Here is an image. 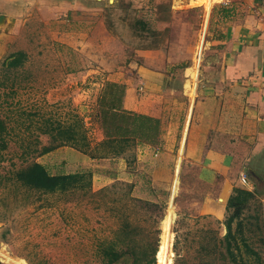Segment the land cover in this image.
Wrapping results in <instances>:
<instances>
[{"label":"rangeland","instance_id":"obj_1","mask_svg":"<svg viewBox=\"0 0 264 264\" xmlns=\"http://www.w3.org/2000/svg\"><path fill=\"white\" fill-rule=\"evenodd\" d=\"M69 1L61 12L42 7L20 23L12 50L0 59V264H107L110 247L122 253L117 264L134 258L139 264H264L263 152L242 175L255 196L225 238L234 209L227 208L228 199L222 219L200 212L207 196L217 201L220 195L202 159L214 139L231 135L214 119L208 134V119L196 131L197 106L207 94L198 85L218 77L207 67L224 57V45L215 41L248 17L264 22V0H216L210 10L199 0ZM146 64L163 74L152 80L165 94L166 119L175 123L171 174L163 175L171 183L163 186L152 184L151 163L159 152L147 145L140 151L148 144L141 131L98 145L104 127L121 137L128 122L140 128L155 123L148 115L126 121L119 111L105 124L101 119L122 86L126 92V81L137 91L145 86L140 71ZM186 66L196 76L189 73L184 82ZM188 134L194 149L190 142L185 149ZM86 143L96 159L75 163L72 151ZM34 162L53 174L86 177L52 192L30 187L17 172ZM168 233L171 255L164 263Z\"/></svg>","mask_w":264,"mask_h":264},{"label":"crops","instance_id":"obj_2","mask_svg":"<svg viewBox=\"0 0 264 264\" xmlns=\"http://www.w3.org/2000/svg\"><path fill=\"white\" fill-rule=\"evenodd\" d=\"M65 3L64 0H0V59L12 50L16 34L21 28L20 23L29 20L36 11L40 12L42 7L50 6L49 8L53 9L55 14L57 11L61 12ZM73 3L70 0L67 4L73 5ZM206 8L210 10L212 7L209 9L206 6ZM230 34L226 32V38L215 41V43L224 45L221 50L224 57L218 63L214 62L207 67V70L209 69L213 74L218 70V77L204 79V82L199 83V89L197 88L199 93L202 91L207 94L201 97L197 106L200 122L196 131L198 133L201 131L200 127L203 124L201 120L203 121L204 118L208 119L206 133L208 134L211 127L210 121L214 119L216 127L231 135L225 140L221 139L222 141L214 139L213 146L202 159L209 172L211 171L210 173L215 176V180L219 184L220 195L217 201L213 197L207 196L203 205L200 206V212L211 214L215 219L224 217L225 204L234 187L245 188L246 185L243 182L247 183L248 179L246 177V181H244L242 175L251 169L250 166L255 165L252 163L254 157L261 151L264 154V22L248 17L243 24H234ZM199 51L200 48L198 54ZM198 61L197 56V64ZM185 69L184 82L185 76L189 77L190 74L196 76V69L188 66ZM140 75L145 86L137 91L126 81L127 88L122 108L134 111L136 114L148 115L155 120H161V123L166 120L164 126L163 124L162 127L159 125L151 142L141 143L142 150H140L143 151L146 145L158 149L159 153L151 163L153 164L151 172L154 179L152 184L163 186V184L171 183L163 175L164 173L171 174V157L168 151L172 147V126L175 123L166 119L165 94L160 91V88L159 90L155 89L152 80H160V76L163 75L161 71L146 64L142 66ZM190 80L193 81V78ZM160 85L162 86V84ZM189 85L190 87L194 86L192 82ZM202 86H205L206 89H201ZM191 125L192 123L189 124V134ZM226 127L229 129L226 130ZM240 127L242 128L241 139L237 136L239 133L236 131ZM196 131L194 133H197ZM189 134L185 139V149L188 148L189 142L195 144L190 145L194 149L197 143L193 138L190 140ZM72 156L75 163L82 165L90 164L96 159L76 148L72 151ZM256 165L259 166V164ZM161 174L162 177H160Z\"/></svg>","mask_w":264,"mask_h":264},{"label":"trees","instance_id":"obj_3","mask_svg":"<svg viewBox=\"0 0 264 264\" xmlns=\"http://www.w3.org/2000/svg\"><path fill=\"white\" fill-rule=\"evenodd\" d=\"M225 10V9H223ZM226 14V13H225ZM125 94V88L122 86L121 92L119 93L120 98L117 97V102L116 101H110V103L107 105L106 109L102 110L101 113V119L104 122V124L107 122L108 118L110 117H116V113L117 111L121 112L120 117L122 116V118L127 119L126 121H130L131 117H129L128 115H133L135 120L136 119H140V118H147V115H141V114H136V113H128V110H125L122 108V101H123V97ZM120 101V104L118 103ZM120 109V110H119ZM122 109V110H121ZM111 111L113 113H111ZM124 114V115H122ZM150 117V116H149ZM133 120V119H131ZM149 121V120H148ZM152 121L155 122L154 124L152 123H144L141 124V128L140 126H138V124H135V122H128V125H125V127H123L124 129H121L123 134H121V137H116L113 136L114 134L110 133L105 127H104V131H105V136L106 138L102 141H100L98 143V145H104L105 143L109 142L107 140H110L109 144L117 141V140H122L124 139V133L126 132V134H134V132L136 131L137 133H139L138 131H141V138L142 139H147L145 140L146 142H151V140L153 139V137L156 135V132L159 128L158 125V120H155L152 118ZM136 126V129H132L134 128L133 126ZM153 129L154 133L151 134L150 133H145L146 129ZM77 135L76 131H74V140H75V136ZM123 137V138H122ZM83 138V137H82ZM127 139V138H125ZM143 142V141H140ZM85 147H82V149L79 148V150L90 154L92 157H96L94 155H92L89 150L88 147L90 146L89 143H86L84 145ZM1 159V157H0ZM18 178L19 180H21L24 184L29 185L30 187H34V188H38V189H42L45 191H56V190H61V189H67L68 187H70L73 183L76 181H79L80 179H84L86 177L85 172L81 173V172H74V173H57V174H53L51 173L47 167L39 162H34L33 164L20 169L17 172ZM255 196V193L251 190L245 189L243 187H236L234 189V193L230 196L229 200H228V204H227V208L228 209H234V213L232 216H230V218L228 219L227 222V227H228V234L226 235L225 238H229L231 235V222L234 219V217H236L237 215L241 214L243 208L247 207V203L250 199H252ZM231 245V244H229ZM231 250V254L235 257V254L233 253L232 249ZM159 252V249H158ZM158 252H157V258H158ZM107 255H109V259L106 260L107 264H117L119 257L122 256V253H119L116 249H114V247H110L107 252ZM139 259L138 258H134L133 261L129 262L128 264H139ZM154 262V259L151 260H146V262L144 264H152ZM237 264H244V262H239Z\"/></svg>","mask_w":264,"mask_h":264},{"label":"bare ground","instance_id":"obj_4","mask_svg":"<svg viewBox=\"0 0 264 264\" xmlns=\"http://www.w3.org/2000/svg\"><path fill=\"white\" fill-rule=\"evenodd\" d=\"M199 1H201L203 4H205L210 9L216 0H199ZM182 143H184V142H182ZM168 236H169V233L167 234L168 242H165L164 245L162 244V247H161V252H163L162 253V261L164 263H167L169 261L170 255H171L170 254V239L168 238Z\"/></svg>","mask_w":264,"mask_h":264},{"label":"built area","instance_id":"obj_5","mask_svg":"<svg viewBox=\"0 0 264 264\" xmlns=\"http://www.w3.org/2000/svg\"><path fill=\"white\" fill-rule=\"evenodd\" d=\"M243 178H244V181H246V178H245V176H244Z\"/></svg>","mask_w":264,"mask_h":264}]
</instances>
